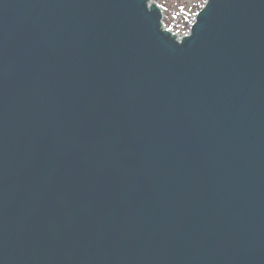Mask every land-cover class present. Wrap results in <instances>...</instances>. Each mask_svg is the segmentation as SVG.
Wrapping results in <instances>:
<instances>
[{"label": "water", "instance_id": "95a60500", "mask_svg": "<svg viewBox=\"0 0 264 264\" xmlns=\"http://www.w3.org/2000/svg\"><path fill=\"white\" fill-rule=\"evenodd\" d=\"M148 4L0 0V264H264V0Z\"/></svg>", "mask_w": 264, "mask_h": 264}, {"label": "rangeland", "instance_id": "374dc122", "mask_svg": "<svg viewBox=\"0 0 264 264\" xmlns=\"http://www.w3.org/2000/svg\"><path fill=\"white\" fill-rule=\"evenodd\" d=\"M206 2L207 0H149L148 5L151 7L154 3L161 10L163 30L171 32L172 36L177 34L183 38L191 33L198 12Z\"/></svg>", "mask_w": 264, "mask_h": 264}, {"label": "built area", "instance_id": "2783aa9c", "mask_svg": "<svg viewBox=\"0 0 264 264\" xmlns=\"http://www.w3.org/2000/svg\"><path fill=\"white\" fill-rule=\"evenodd\" d=\"M174 34V33H173ZM179 39V40H178ZM182 37L181 36H178V38H177V41L179 42V43H181L182 42Z\"/></svg>", "mask_w": 264, "mask_h": 264}, {"label": "trees", "instance_id": "16d2710c", "mask_svg": "<svg viewBox=\"0 0 264 264\" xmlns=\"http://www.w3.org/2000/svg\"><path fill=\"white\" fill-rule=\"evenodd\" d=\"M201 9H202V7H201ZM201 9H200V10H201ZM198 13H199V12H198Z\"/></svg>", "mask_w": 264, "mask_h": 264}]
</instances>
